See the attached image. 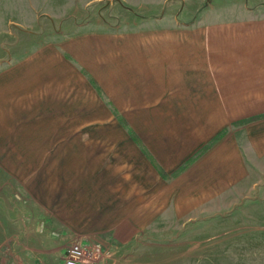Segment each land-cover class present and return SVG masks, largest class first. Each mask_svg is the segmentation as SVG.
Here are the masks:
<instances>
[{
    "label": "crops",
    "instance_id": "0c3cea01",
    "mask_svg": "<svg viewBox=\"0 0 264 264\" xmlns=\"http://www.w3.org/2000/svg\"><path fill=\"white\" fill-rule=\"evenodd\" d=\"M200 2L189 0L188 15L131 28L81 30L90 20L70 32L67 17L55 38L0 57V170L27 204L5 224L0 216V248L17 231L14 259L63 264L68 233L123 239L166 215L179 221L255 194L264 167V6ZM25 5L0 0V41L23 22L30 30L52 22Z\"/></svg>",
    "mask_w": 264,
    "mask_h": 264
},
{
    "label": "rangeland",
    "instance_id": "374dc122",
    "mask_svg": "<svg viewBox=\"0 0 264 264\" xmlns=\"http://www.w3.org/2000/svg\"><path fill=\"white\" fill-rule=\"evenodd\" d=\"M20 1L23 5L22 9L26 7L25 4L31 3L33 4L30 6L32 10L36 11L39 16L50 17L52 22L41 19L46 22L45 26L37 27L34 30L24 26V22L22 26L26 28H12V34L9 37L5 36L0 41V46L3 48V50L0 49L2 59H5L4 53L14 47L24 49L45 41L47 36L55 38L63 29V22L67 17L69 21L66 29L69 28L70 32H74V30L77 32L79 24L90 20L91 24L79 28L81 30H107L110 26H115V23L119 24L121 28H131L146 21H154L155 18L167 17L179 12L182 15L190 13L189 0H184L187 3L185 5H183V0L181 2L174 1L175 6L171 5L173 0H154L155 5H134L131 7L119 3L109 4V0L93 2L89 6H87L88 3L93 0ZM197 1H201V4L197 6L199 9L205 0ZM239 1L246 6H264V0ZM85 15L87 17H84ZM15 32L16 35H14ZM95 88L102 94L98 85H95ZM100 98L113 113L118 124L129 130L131 138L146 155L141 140L113 105L110 97ZM147 157L151 159V157ZM151 161L153 160L151 159ZM153 163L155 164L154 161ZM153 166L163 179L171 177L157 161ZM261 168V181L255 189V194L251 193L244 199L241 197L231 198L227 209L216 207L214 212L185 215L179 221L177 218H171V215L169 217L166 215L154 227L137 231L133 236L128 234L123 239L111 238L109 233L84 236L68 233L66 237L68 240L64 245L62 256L70 243L79 240L87 244L91 242L100 244L103 255L100 259V261L103 260L102 264H264V167ZM256 170L258 172L259 167H256ZM5 174L0 170V216L1 223L4 224V218L11 220L19 209L27 208V204L25 207L19 206V201L13 195L11 187L3 181V177L6 181L9 177L8 173ZM3 183L8 185L6 192L9 194L5 196H1L6 194L2 187ZM10 184L13 186L11 180ZM257 192H259V196H257ZM261 195L262 197H260ZM33 212L35 215L39 211L34 210ZM16 233L17 231L13 230L3 239L0 251L6 263L13 261L17 254L16 250L19 249L17 248L19 245L17 247L13 245Z\"/></svg>",
    "mask_w": 264,
    "mask_h": 264
},
{
    "label": "built area",
    "instance_id": "2783aa9c",
    "mask_svg": "<svg viewBox=\"0 0 264 264\" xmlns=\"http://www.w3.org/2000/svg\"><path fill=\"white\" fill-rule=\"evenodd\" d=\"M102 256L101 246L98 242H91L87 244L76 240L66 247L62 256V262L63 264H98ZM0 264L22 263L16 259L6 263L0 251Z\"/></svg>",
    "mask_w": 264,
    "mask_h": 264
},
{
    "label": "trees",
    "instance_id": "16d2710c",
    "mask_svg": "<svg viewBox=\"0 0 264 264\" xmlns=\"http://www.w3.org/2000/svg\"><path fill=\"white\" fill-rule=\"evenodd\" d=\"M142 148L145 150V154L147 155V156H149L150 157V154L148 153V151L145 149V147L144 146H142ZM143 150V151H144Z\"/></svg>",
    "mask_w": 264,
    "mask_h": 264
}]
</instances>
